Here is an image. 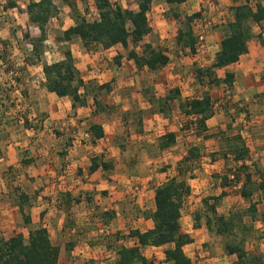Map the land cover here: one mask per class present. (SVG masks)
<instances>
[{
  "label": "crops",
  "instance_id": "0c3cea01",
  "mask_svg": "<svg viewBox=\"0 0 264 264\" xmlns=\"http://www.w3.org/2000/svg\"><path fill=\"white\" fill-rule=\"evenodd\" d=\"M249 2L255 5L260 3L264 7V0ZM255 5H251L253 9ZM224 13L227 12H221L219 17ZM228 15L229 18L230 12ZM221 19L215 21L211 18H199L191 24L195 37L201 32L204 33V56H207V60L197 63L189 49H184L185 54L189 53V59L195 64L191 71L189 68H179L180 64H176L174 70L173 59L169 53V64L159 72H152L147 68L138 70L133 61L127 60L119 52L121 46L108 50L97 48L95 52L80 54V67L75 62L80 77L83 79L81 68H88L86 74L95 79L98 85L110 86L109 92L103 91L101 97L110 111L97 115L92 114L95 111L92 98H89L87 106L72 109L69 99L58 98L44 88L41 65L24 63L27 54L22 55L20 61L15 59L14 65L26 68L28 77L25 81L23 77L18 87L12 84L15 90L12 95L20 93L16 97L20 102L16 111L22 118L18 115L6 117L9 109L4 101L0 102V131L5 133V137L0 138V167L6 171L17 168L11 158L12 150H36L37 154L27 157L32 158L28 166L23 167L22 159L19 161L21 169H26L19 180L0 182V225H8L7 222L13 217L17 219L22 212L30 217L31 223L24 225L22 222V229L15 234L21 233L27 237L30 229L46 228L51 243L59 249L58 264H83L87 259L95 261L92 264H115L118 247L139 246L136 238L129 237L131 232L145 233L153 228V222L144 213L155 210V189L177 177V164L193 148H198L201 156L188 164L189 172L185 180L190 187V195L184 202L179 222L181 233L189 234L193 243L186 245L184 252L196 243L197 233L206 231L204 217L198 230L194 229L193 220L194 213L202 209L203 200L226 193L216 207L220 217H227L243 200L246 204L242 210H246L250 201L240 195L243 178L238 186H222V178L228 168L237 165L231 157L225 159L222 156L223 141L217 137L205 139L189 130H183L184 122L188 118L180 110V104L186 100L201 99L208 95L211 100L218 102L225 92L229 93L225 85L200 84L193 76L195 68H207L214 62L222 39L219 27L225 22ZM252 32L253 38L247 44L248 52L238 62L214 70V75L222 80L227 73L231 74L232 98L244 102L254 113L258 109V113L254 117L242 114L243 116L232 119L221 109L206 121V126L208 133L224 131L225 135H229L239 131L243 138L248 136L254 147L247 146L251 159L244 163L249 166L252 180L260 183L261 178L254 175L252 167L254 162L256 169L264 174V21L253 24ZM73 42L80 43L79 40ZM175 45L181 54L183 51L176 40ZM117 56H122L119 64L115 62ZM73 57L75 58L74 54ZM180 60L184 61V58ZM164 71L167 76L162 78ZM158 76L161 77L159 80ZM7 85L10 84L7 82ZM2 86L0 85V93ZM173 89L179 90V98L170 103L167 114L153 109L145 95L149 90L156 97H160ZM7 118L12 120L11 128H7L3 122ZM30 121L37 124L34 129L27 127ZM229 124L232 131L226 130ZM19 125L21 129H18ZM92 125L102 127V138L96 139L91 134ZM13 128L17 130L13 131ZM18 132L20 136L26 134L30 137L28 146L21 145L23 142L16 135ZM168 134L174 136V142L167 148H161ZM93 158L99 160V168L89 173ZM100 162L107 164L110 169L103 170ZM27 168L34 172L29 174ZM45 172L47 175L44 176ZM190 175L193 177L190 178ZM22 194L28 196L29 203L19 208L18 198ZM251 200L257 202L262 219L253 224L255 230L256 224L264 227V190L254 193ZM3 206L6 208H2ZM106 212H113L114 217L109 220L100 219ZM6 224L5 227H8ZM111 232L114 233L113 237L118 235L122 238L113 239L110 237ZM104 234H107L110 243L95 246L91 241L93 235ZM69 243L76 245L67 251ZM165 248L145 247L142 255L151 263V253H154V257L162 261L160 264H165ZM152 261L151 264H158Z\"/></svg>",
  "mask_w": 264,
  "mask_h": 264
},
{
  "label": "trees",
  "instance_id": "16d2710c",
  "mask_svg": "<svg viewBox=\"0 0 264 264\" xmlns=\"http://www.w3.org/2000/svg\"><path fill=\"white\" fill-rule=\"evenodd\" d=\"M155 0H136V10L123 8L118 3L110 0H61L62 4L70 9L73 26L62 33L61 42L71 43L79 40L86 52L96 51L97 48L103 50L121 46L127 50L125 58L133 61L138 70L147 68L152 72H159L169 64L167 51L160 47H153L145 42V38L152 33L149 21V13ZM189 0H165L168 5H180ZM92 3L97 17L88 20V4ZM229 8L230 17L221 24L219 30L222 34L220 49L216 53L214 62L207 68H195L193 76L200 84L225 85L231 98L233 76L226 74L224 79H218L214 75V70L225 68L239 61L240 57L248 52V42L253 38L252 25L260 24L264 21V7L257 3L255 9L249 0H232ZM27 14L26 32L22 34V39L31 47L30 54L25 61L30 65H41L44 76L43 86L47 92L54 94L58 98H67L72 103V109L87 106L89 98H92L95 111L93 115L108 112V106L103 104L101 97L103 91L109 92L108 84L98 85L97 83H84L80 77V72L76 68L75 59L71 50L66 47L62 53V58L53 63L42 61L45 43L47 41V29L49 23L59 16V8L53 0H24ZM80 6L83 10H80ZM17 8V4L12 0H7L3 10ZM201 18L200 12L192 16L181 17L174 15L177 25L176 43L181 46V50L189 49L191 55H196V37L191 24L194 20ZM140 49L141 54L137 52ZM122 56H117L115 62L120 63ZM149 90L145 92L153 109L167 114L170 103L179 98V90L173 89L165 93L164 96L156 97ZM217 101L211 100L206 95L201 99L186 100L180 104L182 114L188 118L195 116V121H186L183 130L194 128L196 136L208 139L217 137L223 141V157H231L237 163L235 167L228 168L226 175L222 178V186L234 187L236 182L243 180L240 188V195L246 201H250L246 210H234L227 217L217 215L216 207L226 193H221L218 197L203 200V207L200 212L193 215L194 229L200 228L202 217L205 218V228L208 233L221 237H234L236 243H226L225 250L230 255H235L237 261L231 264H264L261 254L252 250H246L245 244L249 237L253 235V224L262 221L257 209V202H252L254 193L264 190V174L253 162L254 175L261 178L257 183L252 180V173L249 166L244 162L250 160L249 148L242 137L241 132L229 133L224 131L208 133L206 121L216 113L214 105ZM228 100L221 109L230 118L249 112L244 107L234 106V111L227 106ZM33 128V126L27 125ZM231 130V125L226 127ZM241 130V129H240ZM91 134L100 139L104 136L100 125L90 127ZM232 131V130H231ZM166 141L161 144V148H167L174 142V136L168 134ZM201 156L198 148H193L183 156L176 166L177 177L171 178L163 185L155 189L154 212H145L144 216L153 222V228L145 233L138 231L131 232L129 237L136 238L137 247H118L116 250L117 259L115 264H149L142 255L145 247H167L164 250V262L166 264H193L192 260L185 254L184 247L193 243V238L189 234L181 233L180 219L186 198L190 195V187L186 183L189 163L198 160ZM213 159V155L211 156ZM99 160L92 159L89 173H93L99 168ZM32 158L21 160L23 166H28ZM103 170H109V166L100 162ZM234 176V180L229 178ZM193 176L190 175V178ZM243 178V179H242ZM242 179V180H241ZM1 201V199H0ZM29 203L28 196L22 194L18 198V206L22 208ZM22 211V210H21ZM24 225H30L31 219L21 212ZM114 217L113 212L103 213L99 218L109 220ZM249 220V223L246 222ZM76 244L69 243L67 251H70ZM59 249L54 246L46 228L39 227L29 230L28 236L18 233L13 236L0 234V264H58Z\"/></svg>",
  "mask_w": 264,
  "mask_h": 264
},
{
  "label": "rangeland",
  "instance_id": "374dc122",
  "mask_svg": "<svg viewBox=\"0 0 264 264\" xmlns=\"http://www.w3.org/2000/svg\"><path fill=\"white\" fill-rule=\"evenodd\" d=\"M6 1L7 0H0V62H1L0 85L1 86L5 85V87L2 86L1 88L2 91L0 93V102L1 101L5 102L6 107H8L9 109L8 111L9 114L5 116L9 117L10 115L17 116L18 113L16 109L17 107L20 106V102L18 101L19 99L16 98L17 96L19 97L20 93L16 95H12V93L15 91L12 88L13 87L12 84L14 83V86L18 87L19 81L23 77L25 81L26 77H28V72L26 68H23L22 66L18 67L17 65H14V62H16L15 59H18V61H20L22 59V55L27 54L28 56V54H30L31 47L28 44H26V42H24L22 39V34L26 32L25 24L27 22V14L24 5V0H12L17 4V8H13L5 11L2 9V7L6 3ZM110 1L112 3L120 4L123 8H131L133 10H136V2H135L136 0H110ZM53 2L59 8V16L56 19L52 20L48 25V29H47L48 37L45 43V51L42 61L46 63H53L55 61H58L60 58H62V53L65 50V48L68 47L70 50H72L75 56L74 58L75 62L79 63L78 67H80V59H81L80 54H85L86 52L81 46V43L71 42L70 44H67L60 41V38H62L61 37L62 33L65 30H67L69 27L73 26L74 24L71 18V11L69 8H67L62 4L61 0H53ZM230 4H232V0H194L193 2H188L182 6H176V5L171 6L168 5L165 2V0H155L152 5V12L150 13V17H149V21H150L149 23L152 28V33L145 38V42L151 44L153 47H160L166 50L167 53H169L173 59V69L176 68V64H180L179 68H189L191 71V69L195 67V64L192 63V60L189 59L190 54L189 53L185 54L183 50H182L183 52L179 54V49H177V46L175 45L178 29L176 22L174 20V15L179 14L181 17L184 16L186 17V15L192 16V14H196L200 12V16H201L200 19L210 20L211 18L215 21L218 20L220 21V18H222L221 20L226 21L229 16L228 13H229V8L231 6ZM251 5L254 6L255 4L252 3ZM88 7H89L90 15L87 17V19L93 20L97 17L96 11L91 2L88 4ZM79 8L81 11L83 10L82 6H80ZM217 8L219 9L218 12L216 11ZM223 11H226L227 13L221 14L219 17V14ZM119 48H120L119 52L124 54L122 56H125L127 54V50L124 49L123 47H119ZM136 50L139 54H141L139 48H137ZM205 50L206 47H204L202 50H199V52L196 53V55L192 56L195 62L202 63L201 62L202 60L204 61L207 60V56H204ZM183 58L184 61L180 60ZM179 60L182 62H180ZM24 63L27 62L24 60ZM88 70H89L88 68H84V67L81 68V75L84 79L83 81L87 84H90L92 82L97 83L96 80L92 79L89 74H86ZM33 72L38 74L36 71ZM166 76H167L166 71H164V73L162 74V78H165ZM10 78L12 80H10ZM160 78L161 77L158 76L157 80H159ZM185 81H187V79H185ZM7 82L10 85H7ZM227 100L229 104L226 105L229 106V108H234V106L238 104H242L243 107L246 108V110L249 112V115L254 117V115L258 113V109L257 112L256 111L255 113L252 112V109H248V107L245 106L244 102L235 100L234 97L232 98V96L229 99V93L226 92L224 93L222 99L218 100L219 108H217L216 111L221 110L220 106H223ZM259 114H261L260 111ZM18 116L22 118V116L20 115ZM25 116L27 117L28 114H26ZM3 122L5 123L7 128H11L10 123L12 122V120L7 118L4 119ZM23 124H25V122H23ZM35 125L37 124L36 123L33 124V122L30 121L29 126L34 127ZM14 128L12 130L16 131L17 129L15 130ZM18 129H21V125L18 126ZM16 135L20 137L19 139L20 142H23V144H21L22 146L27 144L30 138L29 136H26V134H22L20 136L19 132L16 133ZM3 137H5V133L0 131V138ZM244 139L247 146L249 145L254 147V145L251 143V140L248 139V136H245ZM35 154H37L36 150H12L11 158L13 160V163L17 166V168L15 167L13 170L6 171L2 167H0V182L1 183L7 181L15 182L19 180L26 170V169L24 170L21 169L19 161L23 158L26 159L27 157H34ZM254 160L256 162V158H254ZM27 170H29V174L34 172L29 168H27ZM45 175H47L46 172L44 176ZM3 179H5V181ZM244 204H246V202L244 200L241 201V203L238 204L236 210L239 209L242 210ZM2 208H6V207L3 206ZM16 218L17 219L13 217V219H11L10 222H7L9 223L8 225L6 223L0 225V234L15 235V232H18V230L22 227L21 223L23 222L21 215L17 216ZM246 222L249 223V220L246 219ZM5 224L8 227H5ZM255 227L256 228L253 232V235L249 237V239L245 244V248L246 250H252L258 254H261L264 258V227L262 224H256ZM113 235L114 233L111 232L110 237H113ZM107 238H108L107 234L101 236L93 235L91 241L95 246L101 245V243H103V245L104 244L106 245V243H110L109 242L110 239L107 240ZM114 238H116L117 240L122 237L116 235L115 237H113V239ZM195 240L196 243L193 246L185 249L186 254L190 257L193 264H231L237 260V257L235 255H230L225 250L226 243L237 242V239L234 237H221L205 231V233H197L195 235ZM151 256H153L150 259L151 263L153 262L152 260L158 262V264L162 263V261H159L158 258L154 257L155 256L154 253H151ZM93 262L95 261H93L92 259H87L82 263L92 264Z\"/></svg>",
  "mask_w": 264,
  "mask_h": 264
},
{
  "label": "built area",
  "instance_id": "2783aa9c",
  "mask_svg": "<svg viewBox=\"0 0 264 264\" xmlns=\"http://www.w3.org/2000/svg\"><path fill=\"white\" fill-rule=\"evenodd\" d=\"M205 47V35L204 33H199L197 36H196V49H197V52H199V50H202L203 48ZM239 108L240 107H243L242 104H238L237 105ZM217 108H219V102L215 103L214 105V109L217 110ZM235 108H231V111L233 112ZM196 117L195 116H190L188 117V121H195ZM194 128H191L189 130L190 133H193L194 134ZM229 178L231 180H234V176L233 175H230ZM239 184H241V181L239 182H236L235 183V186H238Z\"/></svg>",
  "mask_w": 264,
  "mask_h": 264
}]
</instances>
